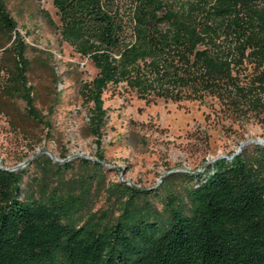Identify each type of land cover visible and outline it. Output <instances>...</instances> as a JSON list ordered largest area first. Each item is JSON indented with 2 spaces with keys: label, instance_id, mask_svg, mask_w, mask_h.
I'll return each mask as SVG.
<instances>
[{
  "label": "trees",
  "instance_id": "obj_1",
  "mask_svg": "<svg viewBox=\"0 0 264 264\" xmlns=\"http://www.w3.org/2000/svg\"><path fill=\"white\" fill-rule=\"evenodd\" d=\"M52 4L58 23L45 12L47 22L97 69L79 89L89 104L85 128L97 146L109 84L125 83L145 99L216 95L246 107L264 127V0ZM0 48L10 58L0 79V111L20 100L29 118L48 124L35 105L28 45L7 0H0ZM246 58L256 74L242 82L237 67ZM44 158L52 162L43 155L37 162ZM52 163L59 172L69 166ZM100 166L94 163L95 174ZM24 171L0 166V264H264V145L218 158L195 175L162 180L181 177L184 197L113 182L106 192L118 212L100 220L93 213L81 219L83 201L73 194L34 192Z\"/></svg>",
  "mask_w": 264,
  "mask_h": 264
},
{
  "label": "rangeland",
  "instance_id": "obj_2",
  "mask_svg": "<svg viewBox=\"0 0 264 264\" xmlns=\"http://www.w3.org/2000/svg\"><path fill=\"white\" fill-rule=\"evenodd\" d=\"M7 4L28 45L29 84L48 124L29 118L22 101H10L14 102L10 113L0 111V165L23 168L24 184L36 193L56 188L80 197L81 219L92 213L99 220L117 214L118 203L106 192L113 182L157 189L159 197L168 193L184 197L181 177L172 176L168 185L162 180L176 172L195 175L219 156L229 158L264 142V127L256 115L230 100L212 94L179 101L145 99L119 83L109 84L102 93L106 119L97 146L85 128L89 104L79 94L81 84L92 79L97 69L47 22L45 12L58 23L52 0H7ZM2 49L1 80L10 65ZM237 68L244 82L255 76L257 67L246 58ZM42 155L69 166L59 172L45 158L37 162ZM98 160L101 166L95 174ZM92 174L95 177L90 178ZM153 202L161 207L157 197Z\"/></svg>",
  "mask_w": 264,
  "mask_h": 264
},
{
  "label": "water",
  "instance_id": "obj_3",
  "mask_svg": "<svg viewBox=\"0 0 264 264\" xmlns=\"http://www.w3.org/2000/svg\"><path fill=\"white\" fill-rule=\"evenodd\" d=\"M245 143H246V142H242L241 145H243V144H245ZM257 143H260V144L264 145V142H263V141H257ZM236 153H238V151L234 152L231 156H233V155L236 154ZM50 155H51V154H50ZM231 156H230V157H231ZM51 157L54 158L52 155H51ZM221 157H223V156H219V157H217V159H218V158H221ZM54 160H56V158H54ZM214 160H215V159H214ZM214 160H213V161H214ZM0 166H1V165H0ZM4 168H5V167H4ZM19 168H20V167L17 166V167H15V168H5V169H9V170H17V169H19Z\"/></svg>",
  "mask_w": 264,
  "mask_h": 264
}]
</instances>
